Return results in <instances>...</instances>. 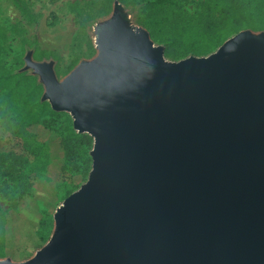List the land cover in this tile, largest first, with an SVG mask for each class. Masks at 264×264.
<instances>
[{
	"label": "water",
	"instance_id": "obj_1",
	"mask_svg": "<svg viewBox=\"0 0 264 264\" xmlns=\"http://www.w3.org/2000/svg\"><path fill=\"white\" fill-rule=\"evenodd\" d=\"M91 27L63 77L32 50L17 70L91 137L90 167L43 245L0 264H264V32L167 60L117 0Z\"/></svg>",
	"mask_w": 264,
	"mask_h": 264
},
{
	"label": "trees",
	"instance_id": "obj_2",
	"mask_svg": "<svg viewBox=\"0 0 264 264\" xmlns=\"http://www.w3.org/2000/svg\"><path fill=\"white\" fill-rule=\"evenodd\" d=\"M101 1L104 6L106 4L110 6L112 2V0ZM117 1L126 7L123 0ZM184 3L185 0H147L141 7L139 15L136 16V22L147 30L150 39L162 43L163 54L172 59L185 57L186 53L196 56L208 54L227 37L242 29L264 32V0H203L198 2L199 10L192 13L193 15L183 9ZM84 8L85 4L80 0H73L67 5L68 11L81 28H84L87 22L95 20L84 12ZM200 39H206L207 43L199 45ZM178 40L186 42L183 52L169 51V47H172ZM5 42L6 34L0 26V122L4 123L3 127L7 134L16 141L20 149L28 150L34 157L42 156L46 164L51 162L48 144L43 140H38L37 133L33 129L40 127L52 132L62 150L59 171L68 170L84 181L90 167L87 152L91 147V137L75 132L66 114L55 112L50 109L47 102L39 101L42 87L37 82L36 76L27 71H17L23 64L21 54L16 57L15 65L6 69L1 67ZM34 53L33 48L32 58L35 56ZM38 53L39 60L42 57L56 58L52 51ZM59 121H62V124H57ZM0 163L5 164L0 172V178L5 177L2 182L5 183L6 179H9L14 183L11 190L5 191L0 188V192L8 196L12 203L22 196H30L32 182L29 172L24 173L19 169L13 171L10 167L27 165V159H21L20 154L9 149L0 151ZM43 176L42 178L41 176L35 177L47 179ZM70 192L67 190L64 197ZM40 213L41 216L36 226L44 221L45 226L50 229L51 212L41 208ZM5 219L0 213V257L5 254ZM38 233H41L39 240L43 239L44 242L45 237L42 236V231Z\"/></svg>",
	"mask_w": 264,
	"mask_h": 264
},
{
	"label": "rangeland",
	"instance_id": "obj_3",
	"mask_svg": "<svg viewBox=\"0 0 264 264\" xmlns=\"http://www.w3.org/2000/svg\"><path fill=\"white\" fill-rule=\"evenodd\" d=\"M72 1L0 0V26L6 34L5 47L1 56V67L6 69L15 65L16 57L19 54L23 57L25 51L32 50L33 48L35 56L32 59L37 61L40 59L37 57L38 52L52 51L56 58L42 57L41 60H53V70L59 79L79 60L91 58L95 53L91 25L95 20L108 15L112 2L110 6L109 4L104 6L101 0H80L81 3L85 4L84 12L95 19L90 23L87 22L85 27L81 28L67 9V5ZM123 1L126 7L121 5L128 13L130 21L135 25L141 26L136 22V16L139 15L141 7L147 0ZM201 1L203 0H185L183 9L188 14L193 15L192 13L199 10L197 4ZM153 43L163 47L162 43L156 41H153ZM205 43H207L206 39H200L198 44L203 45ZM185 45V41L178 40L172 47H169V51L177 50L183 52ZM188 55L194 54L186 53L185 57ZM163 56L167 60L184 58L178 57L177 59H172L164 54ZM200 56L204 55L201 54ZM63 113L69 117L67 113ZM3 124V122H0V151L12 149L20 154L21 159H27V165H12L10 167L13 171L19 169L24 173L29 172L32 182V187L30 185V196H22L15 203H12L8 196L0 192V213L6 218L4 228L5 254L0 258L21 261L30 257L36 249L42 246L51 232L52 220L50 229L45 226L44 221H41V224L39 223L36 226L41 216V208L52 214L54 208L63 199L67 190L72 192L83 181L80 180L78 175L71 174L68 170H64V172L59 171L62 150L58 146V140L52 132L40 127L33 129L37 133V139L43 140L48 144L51 162L46 164V160L42 156L34 157L30 155L28 150L20 149L16 141L7 134ZM57 124H62V121H59ZM4 166V163H0V172ZM10 167L8 168L12 171ZM42 175L45 178L47 177V179H37L35 177L41 176L40 178H42ZM4 178H0V188L9 191L14 186V183L9 179H6V182L3 183ZM36 231L37 233H35ZM41 231L42 236L45 237L44 242L43 239L39 240L41 233L39 234L38 232Z\"/></svg>",
	"mask_w": 264,
	"mask_h": 264
}]
</instances>
